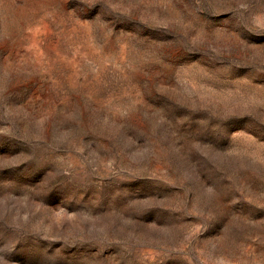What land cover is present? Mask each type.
<instances>
[{
	"label": "rangeland",
	"instance_id": "1",
	"mask_svg": "<svg viewBox=\"0 0 264 264\" xmlns=\"http://www.w3.org/2000/svg\"><path fill=\"white\" fill-rule=\"evenodd\" d=\"M0 264H264V0H0Z\"/></svg>",
	"mask_w": 264,
	"mask_h": 264
}]
</instances>
